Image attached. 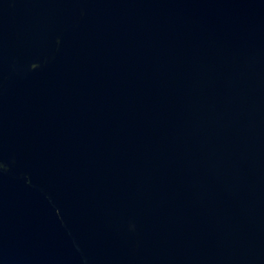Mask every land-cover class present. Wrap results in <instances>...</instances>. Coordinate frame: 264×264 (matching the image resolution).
Segmentation results:
<instances>
[{
  "label": "water",
  "instance_id": "obj_1",
  "mask_svg": "<svg viewBox=\"0 0 264 264\" xmlns=\"http://www.w3.org/2000/svg\"><path fill=\"white\" fill-rule=\"evenodd\" d=\"M0 264H264V0H0Z\"/></svg>",
  "mask_w": 264,
  "mask_h": 264
}]
</instances>
